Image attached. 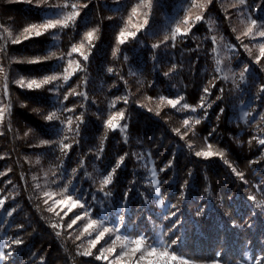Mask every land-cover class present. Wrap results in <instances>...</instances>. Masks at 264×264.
Returning <instances> with one entry per match:
<instances>
[{
  "label": "trees",
  "instance_id": "1",
  "mask_svg": "<svg viewBox=\"0 0 264 264\" xmlns=\"http://www.w3.org/2000/svg\"><path fill=\"white\" fill-rule=\"evenodd\" d=\"M38 3L39 0H0V67L5 69L0 73V108L10 105L0 123V173H6L0 176V200H4L0 205V253L8 256L0 264H137L141 253L116 260L123 250L120 241L115 252L109 255L105 251L107 261L96 259L101 249L112 246L115 233L106 234L91 248V255L82 254L103 230L93 228L89 230L91 235H81L89 219L102 217L107 221L104 226L111 227L120 216L124 217L118 223L121 234L130 238L144 235L148 243L157 247L177 240L169 250L189 264H213L217 260L220 264H256L257 257L264 258V206L257 207L264 201V145L252 139L264 138V97L256 98L264 84V58L261 63L255 62L258 45L264 38L242 35L252 19L264 22V0H245L243 5L238 0H153L150 9L140 6L135 16L131 9L140 5V0H47L37 6ZM65 3L87 6L79 8L75 22L62 31L54 29L40 37L12 43L25 27L44 22L46 16L59 11L55 5ZM71 11L70 6L65 9ZM145 13L149 23L134 40L129 38L119 45V32L137 31L134 25L143 23ZM197 15L202 17L200 21H195ZM186 16L190 30L186 36H178L173 46L172 31L177 26L182 31L189 27L182 22ZM93 29L98 31L89 47L84 34ZM165 35L169 40L161 44ZM81 43L89 57L86 62L79 53L67 55L74 44ZM153 44L160 46L154 49ZM244 45L252 50L251 56ZM113 50H117L115 57ZM50 51L64 55L63 64L55 72L56 58L37 64L18 62ZM69 59L81 67L67 83L62 78L54 82L61 85L58 95L49 91L52 85L28 90L15 83L21 77H62ZM217 59L220 72L216 71ZM245 65L250 71L241 81ZM173 66L175 69L165 76ZM108 68L113 72L109 73ZM205 88H209V95L205 96ZM73 90L75 94H70ZM161 96H183L182 103L197 107V111L161 104ZM202 96L205 109L198 107ZM114 102L115 107H110ZM54 111L59 119L46 121L44 117ZM117 111L125 113L119 124L126 128L106 129L104 122ZM245 112L251 115L245 117ZM69 116L73 118L72 131L66 130ZM186 118H200L201 122L186 129ZM175 129H180V134ZM185 131L188 135L181 139ZM43 140L52 143L41 144ZM61 142L71 145L66 156ZM208 145L215 152L223 151L224 157L195 155L196 151H207ZM121 156L125 159L110 185L111 197L102 207L95 206L90 217H83L69 229L67 225L84 209L77 207L67 216L65 209L48 211L51 205L45 203L44 194L52 192L63 199L61 193L69 181L76 189L74 198L79 195L88 204L93 194L102 198L97 191L100 174L115 168ZM170 161L171 167H167ZM233 168L243 173V179ZM73 169L77 170L75 174ZM153 169L160 181L163 205L150 184ZM249 195L255 200H249ZM201 209L203 212L197 215ZM171 212L176 216L165 219ZM16 239L22 243H13Z\"/></svg>",
  "mask_w": 264,
  "mask_h": 264
},
{
  "label": "snow or ice",
  "instance_id": "2",
  "mask_svg": "<svg viewBox=\"0 0 264 264\" xmlns=\"http://www.w3.org/2000/svg\"><path fill=\"white\" fill-rule=\"evenodd\" d=\"M29 2H32V0H29ZM39 3H47V0H39ZM39 3L37 4V6H39ZM238 3L240 5H243L245 3V0H238ZM72 8L71 12H65V9H67L68 7ZM87 5H82V4H76V3H72L71 5H69L68 3H65L63 5H55L54 7L59 9V11H56L53 13L52 16H46L44 18V22L42 23H33L31 25H29L28 27H25L23 30V33L21 34V36L16 37L15 39L12 40V43L14 44H19L22 43L24 40H28L34 37H40L42 35H45L46 33H49L50 30H54V29H59V30H63L65 28H68L70 26V23H74L76 20V17L80 14L78 9L79 8H83L86 7ZM140 6L143 7H147V8H151L153 6V0H140V5L134 6L131 9V14L132 16H135L138 12V8ZM233 7H236V5H233ZM202 19V17L200 15H197L195 17V21H200ZM185 25H189V27L184 28L183 31L182 29L177 26L171 34V40L173 41V46H175V42L177 41L178 36L182 37V36H186L190 30L191 24H189V17H185L184 20L182 21ZM149 23V19H148V14L145 13V19L143 21L142 24L139 25H134V27H136L137 31L132 32H126L125 30H121L117 36V42L119 45H124L129 38L131 39H135L137 37V32H139L141 29L144 28L145 25H147ZM194 23V22H193ZM251 26L248 27V29L242 33L243 36L245 37H251L253 39H255L257 36L264 38V22H257V20L252 19L250 21ZM255 29V31H254ZM5 31H7V29H5ZM98 31V29H93L90 30L88 32H86L84 34V40L87 41L89 47L92 46L93 44V40L96 38L95 34ZM53 37L56 38V33H52ZM9 36H11V33L9 32ZM237 39L239 40L240 37L238 36ZM169 40V36L165 35L164 40L161 41V44H166L167 41ZM213 43H215V37H213ZM160 46V44H153L152 48H158ZM245 49L249 52V55H252V50L248 48L247 45H244ZM259 47V55L256 56L255 58V62L256 63H261L262 58H264V42L259 43L258 45ZM84 49V44L81 43L79 45H73L70 52L67 54L69 57H71L72 53H79L80 56H82L83 60L86 62L88 61V55L84 53L83 51ZM0 51H3V49H0ZM213 51L215 52L216 49L214 48ZM113 56L115 57L117 55V50H113ZM52 58H56L57 59V64L53 66V71L55 72L56 70H58L60 68V66L63 64L64 62V55L61 54L60 56H57V53L55 51H50L49 54L44 55L42 57H36V58H29L26 59L24 61H18V62H26L29 64H37V63H44ZM125 59H127V57H125ZM217 63V68L216 71L220 72L221 68L219 67L220 64V60L217 59L216 61ZM68 66L64 67L63 69V75L62 77L60 75L57 74H51V75H44L42 78H25V77H21L20 79L16 80L15 83L21 88V89H28V90H36V89H41L43 88L45 85H52V88L49 89L50 92H53L54 94H59V89L61 87V85L55 84L54 82H56L59 79H63V81L65 83L68 82V80L70 79L71 75L73 74V72L76 69H79L81 66L79 63H77L75 60L69 59L67 61ZM75 64V68H72V65ZM72 68V71H69V69ZM175 69V66H173L172 69L169 70V72H165L164 75L168 76L170 75V73ZM107 71L109 73L113 72L112 68H108ZM250 71L248 65L244 66V69L240 72V79L241 81H243L245 79V75L246 73H248ZM5 72V69L3 67H0V73ZM5 85H4V94L5 96H7L8 94V87H7V78ZM224 79H228L227 76L224 77ZM215 85L213 84V87ZM221 92H223V89H221ZM204 93L205 96L209 95V88H205L204 89ZM70 94H75L74 90L72 93ZM81 95H84L81 93ZM264 97V84L260 85L259 87V91L257 92V99H260ZM85 99H87L86 95H85ZM119 99V98H118ZM217 99H221V97H217ZM64 100L67 101L68 100V95H64ZM184 100L183 96H180L178 99H171V98H166L164 96L160 97V102L161 104H164L166 102L167 105L171 106L172 108H177V106L179 105L180 108H182L183 110H190L191 112H196L197 111V107H192L187 103H182ZM124 103H128L127 98H124ZM110 107H115V102L110 105ZM201 109H205L206 108V103H205V97L202 96L201 97V103L198 106ZM207 107H210V105H207ZM10 108V105H6L4 108H0V121L3 120L5 112L8 111ZM64 111L67 112H74L75 109L74 108H64ZM180 110V109H178ZM33 111L35 112H40V109H33ZM221 114L224 112V109L221 108L220 109ZM157 114H159V106L157 108ZM251 115L250 112H245L244 116L247 117ZM125 117V113L123 111H117L114 112L112 115L109 116V118L104 122L105 123V128L108 130H116L118 127L121 128V130L123 131L124 128H126V125H120L119 124V120L124 119ZM205 118H207V112L205 111ZM219 118V117H218ZM255 117L253 116V119ZM44 119L46 121H53L56 119H59V116L57 115V112H50L48 115H46L44 117ZM262 119H264V117H262ZM77 121H80L81 118L80 117H76ZM201 122L200 118H186L183 120V127H185L186 129L189 128V126L191 124H199ZM62 124H64V121H61ZM73 123V118L71 116L67 117V122H66V130L67 131H72L71 125ZM79 124H77V129L75 134L78 135L79 134ZM64 130V129H61ZM176 133L180 134V129H175L174 130ZM25 135H28V133H25ZM188 135V131H185L182 135H181V139H184L185 136ZM211 135V134H210ZM64 139H68L67 136L64 137ZM253 140H256V142L260 145H264V138H260V137H253ZM51 141L48 140H43L41 141V144H51ZM251 143V141H250ZM61 151L63 152V154L66 156L67 155V149H69L71 147V145L69 144H64L61 142ZM189 149H191L193 146L191 144L188 145ZM103 151V148L101 147V152ZM195 155L197 157H204V158H209L212 156H220V157H224V152L223 151H219V152H215L212 150V146L208 145V150L204 151H196ZM2 158V157H0ZM100 157L97 156V159H99ZM125 157L121 156L120 159L117 161L116 167L113 168L111 171L107 172V174H100L102 176V179H100V187L97 189L98 192L102 193V198L98 197L97 195L93 194L92 195V203L88 204L87 201H82L81 197L79 195H75L74 198V194L76 192L75 187L72 185L71 181H69L68 185H65L61 195H64L63 199H58L54 201V204L56 205H70L67 209V212H64V216H67L68 213L72 212L73 209L80 207L82 209H84V212L82 215L78 214L75 216V218H73L71 220V223H69L67 225V227L69 229H71L74 225L77 224V221L81 220L83 217H90L92 214V209L99 205V206H103L105 201L111 197L112 192H111V188L110 185H112L113 180H114V176H115V172L117 171V169L120 168L121 164L123 163ZM227 163V161H225ZM231 166V165H230ZM167 167H171V161L169 162ZM76 169H73V174L76 173ZM160 171H165L164 168H161ZM233 172H235L238 176L241 177V179H243V173L238 172L235 168H233ZM6 175V173H0V176ZM159 183L160 181H158L156 179V172L153 169L152 170V177H151V181L150 184L153 188H155V192H156V198L159 200V203L161 205L164 204V201L162 199H160V190H159ZM45 196H49V193H45ZM128 197V192H125V199H127ZM51 198V197H50ZM249 200H255V197L253 195H249L248 197ZM47 200H45V203L47 204ZM4 204V200H0V205ZM264 206V201H261L259 203H257V207H261ZM172 207H175V205H173ZM48 211H54V208L49 207ZM201 212H203V209L199 210L197 212V215H200ZM8 215L11 216L12 212H8ZM57 215H59V213H57ZM176 216V212H171L169 216H166L165 219H171V217ZM61 219H63V216L61 217ZM124 219L123 216L119 217V222H122ZM118 222V223H119ZM107 223V221H105L102 217H97L95 219H89L88 223L84 226L83 232L81 233V235H83L84 233H88L89 235H91V233L89 232L90 229L93 228H99V227H103V230L100 231L98 233V235L95 236V239L90 241V245L91 247L85 251L84 253H82L83 255H91V248H94L96 246L97 243L100 242L101 239H103L105 237L106 234L111 235L113 233H115V239L112 241V246L110 248H108L107 250L105 249H101V254L96 256L97 260H108L109 256L105 255V251H107L109 253V255L113 252L116 251V246H117V241L121 242V248L123 249L119 255L116 257V260H121V258L123 257H135L137 253H141V255L139 256V260L137 261V264H139L140 261H146V264H189V262L187 260L178 258L174 253L170 252V248L171 245H175L177 243V240H172L170 245H164V246H160L157 247L156 244L154 243H148V239L146 236L144 235H138L135 238H130L127 235H123L120 233V228L117 224H112L111 227H107L104 226ZM176 225L173 224V228ZM53 227H55V225H53ZM57 235H59V233H57ZM77 239H79L80 237H76ZM178 239V238H177ZM13 243L15 244H21L22 240L21 239H16L13 241ZM10 255V253L8 254ZM217 257H220V253L218 252ZM8 258L7 255L0 253V260H6ZM124 264H127V261L124 262ZM213 264H220L219 260L217 261H213ZM256 264H264V258L261 257H257L256 258Z\"/></svg>",
  "mask_w": 264,
  "mask_h": 264
},
{
  "label": "rangeland",
  "instance_id": "3",
  "mask_svg": "<svg viewBox=\"0 0 264 264\" xmlns=\"http://www.w3.org/2000/svg\"><path fill=\"white\" fill-rule=\"evenodd\" d=\"M1 108H3V107H1ZM0 123H1V121H0ZM46 198H47L46 200L48 201V203L54 209H57V210H63V209H65V210H67L68 207L70 206V205H56V204H54V201L55 200H58L60 198H57L56 196H54V194L52 192H49V196H47ZM190 264H194V263H190Z\"/></svg>",
  "mask_w": 264,
  "mask_h": 264
}]
</instances>
